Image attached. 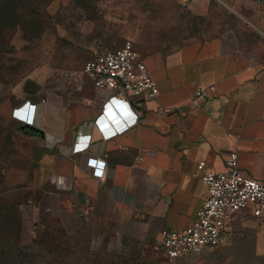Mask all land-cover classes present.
<instances>
[{
  "label": "crops",
  "instance_id": "obj_1",
  "mask_svg": "<svg viewBox=\"0 0 264 264\" xmlns=\"http://www.w3.org/2000/svg\"><path fill=\"white\" fill-rule=\"evenodd\" d=\"M244 3L256 12L257 47L191 39L171 55L142 57L159 89L154 100L121 104L88 79L70 102L57 101L33 80L37 92L28 93L24 82L12 86V102L0 99L3 126L30 157L29 188L49 193L46 211L55 208L67 237L80 234L86 220L139 257L156 256L162 230L191 226L207 198L195 175L199 161L222 172L226 156L236 152L239 169L264 181V0ZM14 34L4 35L8 46ZM199 88H212L206 101L194 99ZM26 124L37 131L21 130ZM76 144L86 148L73 152ZM90 158L105 162L103 178L92 176ZM247 227L259 229L264 253V227L249 210L234 215L224 235Z\"/></svg>",
  "mask_w": 264,
  "mask_h": 264
},
{
  "label": "rangeland",
  "instance_id": "obj_2",
  "mask_svg": "<svg viewBox=\"0 0 264 264\" xmlns=\"http://www.w3.org/2000/svg\"><path fill=\"white\" fill-rule=\"evenodd\" d=\"M30 2L37 14L23 11L18 20L10 18L20 32L9 47L0 44V68L8 67L0 69V99L16 98L12 86L31 79L57 101L70 102L78 85L87 80L84 64L96 53L120 48L126 41L141 57L171 55L191 39L221 38L245 49L256 48L260 41L254 39L259 28L256 12L244 0ZM2 118L0 236L5 234V239L16 238L19 246L50 252L51 264H264L257 245L259 229L252 227L225 234L214 250L174 261L159 253L139 257L137 249L120 246L111 234H102L107 229L101 224L86 220L79 223L80 234L67 238L53 215L55 208L46 211L52 203L47 200L49 193L30 190L29 154L15 133L3 126Z\"/></svg>",
  "mask_w": 264,
  "mask_h": 264
},
{
  "label": "built area",
  "instance_id": "obj_3",
  "mask_svg": "<svg viewBox=\"0 0 264 264\" xmlns=\"http://www.w3.org/2000/svg\"><path fill=\"white\" fill-rule=\"evenodd\" d=\"M82 73L95 91L110 92L121 104L140 97L154 100L159 94L156 81L130 41L120 48L96 53L84 64ZM211 90L197 89L194 99L206 101L207 91ZM85 148L86 145L76 144L73 152ZM86 166L92 169L94 178H103L104 161L90 158ZM195 175L206 185L207 198L197 210L191 226L183 230H162L160 245L155 250L169 261L218 248L233 216L241 211L249 210L264 227V181L250 177L239 169L236 152L226 156L224 171H211L201 160L196 164Z\"/></svg>",
  "mask_w": 264,
  "mask_h": 264
},
{
  "label": "trees",
  "instance_id": "obj_4",
  "mask_svg": "<svg viewBox=\"0 0 264 264\" xmlns=\"http://www.w3.org/2000/svg\"><path fill=\"white\" fill-rule=\"evenodd\" d=\"M22 3L25 5L24 10L20 7ZM25 11L29 15H36V10L34 5L30 0H0V44L9 47L4 41L3 37L6 33H16L17 26L10 24V18L20 17L22 12ZM13 28V29H11ZM22 30V29H21ZM20 32V31H19ZM3 52L0 51V57H2ZM2 59V58H1ZM2 69V68H0ZM8 67H4L2 70L7 71ZM5 234L0 236V264H51L48 257L50 252L46 253L44 251H35L31 247L19 246L16 243V238L14 236V241L12 239H5ZM70 238V237H67ZM52 260H55L52 257Z\"/></svg>",
  "mask_w": 264,
  "mask_h": 264
},
{
  "label": "water",
  "instance_id": "obj_5",
  "mask_svg": "<svg viewBox=\"0 0 264 264\" xmlns=\"http://www.w3.org/2000/svg\"><path fill=\"white\" fill-rule=\"evenodd\" d=\"M24 89L30 93L33 94L39 90V86L33 82L32 80H26L24 84ZM28 129V130H34L37 131L35 128L32 127L31 124H26L21 127V130Z\"/></svg>",
  "mask_w": 264,
  "mask_h": 264
}]
</instances>
